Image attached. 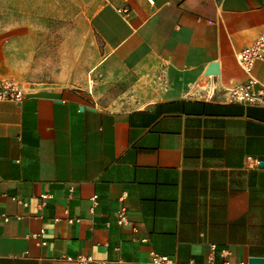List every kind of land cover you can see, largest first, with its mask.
<instances>
[{"label": "crops", "instance_id": "1", "mask_svg": "<svg viewBox=\"0 0 264 264\" xmlns=\"http://www.w3.org/2000/svg\"><path fill=\"white\" fill-rule=\"evenodd\" d=\"M262 34L264 0H0V80L25 92L0 100V264L264 258V106L226 100L249 78L236 53ZM90 45L108 87L143 106L38 80L52 51ZM252 74L264 82V62Z\"/></svg>", "mask_w": 264, "mask_h": 264}, {"label": "rangeland", "instance_id": "2", "mask_svg": "<svg viewBox=\"0 0 264 264\" xmlns=\"http://www.w3.org/2000/svg\"><path fill=\"white\" fill-rule=\"evenodd\" d=\"M63 28L57 27L51 29L56 32V42H60ZM100 47V45H99ZM100 49L95 53L92 45L87 47L84 58L73 59L70 55L63 56L61 53L47 55L48 59L36 62V71L38 80L51 83L67 84L75 86H88L96 93L94 101L105 106H112L119 109H130L143 106L147 100L134 91H128V84L124 81L118 86H110L113 80L98 70L99 60L101 58ZM117 89V90H114ZM126 89V91H121Z\"/></svg>", "mask_w": 264, "mask_h": 264}, {"label": "built area", "instance_id": "3", "mask_svg": "<svg viewBox=\"0 0 264 264\" xmlns=\"http://www.w3.org/2000/svg\"><path fill=\"white\" fill-rule=\"evenodd\" d=\"M153 2V0H149ZM236 60L238 65L249 74L248 80L238 84L235 87L229 89L226 100L228 102H235L241 104L259 105L264 106V82L255 77L252 74V70L256 62H264V34L258 36L252 44L246 48L238 51L236 53ZM25 92L22 87H20L13 80H0V100H17L20 101ZM51 195L43 196L44 199L50 197ZM93 204H97V196L92 197ZM117 221L119 224L128 223V213L124 206H121L117 212ZM69 222L75 220L69 219ZM77 221H79L77 219ZM135 229V228H133ZM146 238L143 239L145 241ZM214 249L215 246L213 245ZM228 251L225 250L224 254L228 255ZM152 262L154 264H174L171 257L166 255H161L156 252H151ZM91 256H81L80 261L86 262L91 260ZM221 264H234L229 259L225 258ZM237 264H244L243 262H238Z\"/></svg>", "mask_w": 264, "mask_h": 264}, {"label": "water", "instance_id": "4", "mask_svg": "<svg viewBox=\"0 0 264 264\" xmlns=\"http://www.w3.org/2000/svg\"><path fill=\"white\" fill-rule=\"evenodd\" d=\"M206 74H218L219 73V64L217 62L211 63L207 70L205 71ZM259 165L264 167V161H260ZM250 264H264L263 257H251L249 258Z\"/></svg>", "mask_w": 264, "mask_h": 264}]
</instances>
